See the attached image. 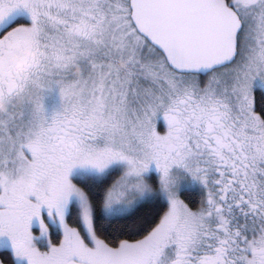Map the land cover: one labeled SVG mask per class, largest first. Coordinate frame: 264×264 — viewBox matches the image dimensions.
Segmentation results:
<instances>
[{
  "label": "snow or ice",
  "instance_id": "1",
  "mask_svg": "<svg viewBox=\"0 0 264 264\" xmlns=\"http://www.w3.org/2000/svg\"><path fill=\"white\" fill-rule=\"evenodd\" d=\"M0 264H264V0H0Z\"/></svg>",
  "mask_w": 264,
  "mask_h": 264
}]
</instances>
